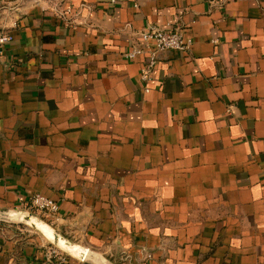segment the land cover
<instances>
[{
    "label": "crops",
    "instance_id": "crops-1",
    "mask_svg": "<svg viewBox=\"0 0 264 264\" xmlns=\"http://www.w3.org/2000/svg\"><path fill=\"white\" fill-rule=\"evenodd\" d=\"M7 1L0 210L49 197L43 218L113 264H264V0ZM147 26L192 45L143 82ZM49 244L0 221V264Z\"/></svg>",
    "mask_w": 264,
    "mask_h": 264
},
{
    "label": "built area",
    "instance_id": "built-area-1",
    "mask_svg": "<svg viewBox=\"0 0 264 264\" xmlns=\"http://www.w3.org/2000/svg\"><path fill=\"white\" fill-rule=\"evenodd\" d=\"M7 2V0H0V6ZM134 7L136 8L137 6ZM139 36L142 45L148 51V56L140 70V78L143 82H148L150 80L151 72L157 59L156 54L158 52L163 50L185 52L192 45V40L187 38L180 29L173 30L167 27L147 26L140 32ZM12 40L13 36L10 32L0 29V52L7 44L12 42ZM144 48H132L124 54V57L133 58L136 54L141 53ZM144 90L147 91V88L145 87ZM20 208L34 210L43 217L51 216V218H54L56 221L60 219L58 215V203L39 193H34L30 197L28 203ZM68 257L69 256L58 247L49 244L45 249L42 260L38 264H65Z\"/></svg>",
    "mask_w": 264,
    "mask_h": 264
},
{
    "label": "water",
    "instance_id": "water-1",
    "mask_svg": "<svg viewBox=\"0 0 264 264\" xmlns=\"http://www.w3.org/2000/svg\"><path fill=\"white\" fill-rule=\"evenodd\" d=\"M161 52H174V51H172V50L160 51L156 54V58L158 57V54ZM12 212L15 214H21V215H24L26 217L34 218V219L42 222L43 224L47 225L54 232L55 237L57 239L61 238L65 242L66 245L71 246L70 247L71 250H69L67 247H63V246L59 245L58 242H55L54 240L49 239L43 232H41L35 226L27 224L23 219L22 220H20L18 218L9 219L7 215L9 213H12ZM0 221L10 222V223H14V224H25L28 227L37 230L39 233H41L48 240V242L50 244L58 247L61 251L66 253L68 256H74L83 262H92L94 264H113L112 262L108 261L107 259L102 258L101 255L98 254L97 252H93L89 248L82 247V246H79V245H76V244L70 242L65 237H63L60 233H58L47 221L40 218V216L37 217V216L30 215L29 211H27V210L17 209V208H9L6 210H0Z\"/></svg>",
    "mask_w": 264,
    "mask_h": 264
},
{
    "label": "bare ground",
    "instance_id": "bare-ground-1",
    "mask_svg": "<svg viewBox=\"0 0 264 264\" xmlns=\"http://www.w3.org/2000/svg\"><path fill=\"white\" fill-rule=\"evenodd\" d=\"M9 219L18 218L20 220H24L27 224H30L32 226H35L37 229H39L41 232H43L49 239L54 240L55 242H58L59 245L63 247H67L69 250H71L70 245H66L65 242L61 238H56L54 232L49 228L47 225L43 224L42 222L31 218L26 217L21 214H15V213H9L8 215Z\"/></svg>",
    "mask_w": 264,
    "mask_h": 264
},
{
    "label": "rangeland",
    "instance_id": "rangeland-1",
    "mask_svg": "<svg viewBox=\"0 0 264 264\" xmlns=\"http://www.w3.org/2000/svg\"><path fill=\"white\" fill-rule=\"evenodd\" d=\"M19 209H21V208H19ZM23 210H27V211H29V213H30V215H33V216H40V218H42V219H44L43 218V216H41L40 214H38L36 211H34V210H30V209H23ZM45 221H47L46 219H44ZM48 222V221H47ZM19 225H22V226H27V225H25V224H19ZM28 227V226H27Z\"/></svg>",
    "mask_w": 264,
    "mask_h": 264
}]
</instances>
